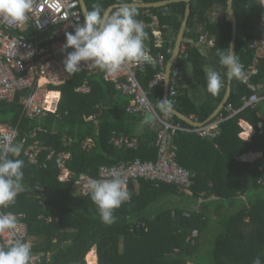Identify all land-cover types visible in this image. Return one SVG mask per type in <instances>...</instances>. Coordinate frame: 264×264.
I'll list each match as a JSON object with an SVG mask.
<instances>
[{
  "label": "trees",
  "instance_id": "obj_1",
  "mask_svg": "<svg viewBox=\"0 0 264 264\" xmlns=\"http://www.w3.org/2000/svg\"><path fill=\"white\" fill-rule=\"evenodd\" d=\"M161 1L165 0H144L147 4ZM85 2L88 11L95 5L106 11L114 5V0ZM227 2L191 0V15L184 36L188 41L183 43L188 48V58L179 57L174 65L181 73L186 64H191L194 78L206 88L208 100L201 105H196L184 89L185 94L178 98L176 105L173 104L175 110L187 117L195 116L200 123L208 121L216 111L228 85L226 70L218 55L230 50L232 39ZM215 5L226 12L218 22H212L209 17ZM186 6L185 2H175L164 8H137L140 21L150 24L152 17L158 16L164 36L162 45L157 46L152 29L145 31L146 45L153 57V63L140 76L145 87L161 69L159 56L168 64ZM233 8L238 19L236 55L245 70L253 61L250 44L257 36L264 5L261 0H234ZM199 27H202L201 32ZM202 33L209 40H215L209 57L211 63L218 64L224 79L222 91L216 96L207 91L204 70L209 59L201 56L199 47L195 46ZM259 67V75L252 82L260 93H264V58ZM85 78L84 73L78 72L64 85L51 86L52 90L62 94L58 108L62 118L58 120L50 114L43 120V125L55 133L38 136L44 149L43 160L52 150L72 155L67 163L71 180L62 182L60 170L53 163H49L47 169H40L21 155L18 159L24 161L22 183L25 190L17 196L14 204L0 208L3 213L26 216L27 241H32V254L43 257L41 264H87V261L88 264H97L94 247L99 264H199V261L202 264H252L257 256L264 264V135L256 134L251 142L240 138L243 133L241 121L259 131L262 118L264 121V104L257 109H246L224 122L222 133L216 138L178 132L172 144L178 149L179 163L195 174L191 193L175 184L156 185L139 180L137 189L134 185L129 186L131 201L115 210L116 220L109 225L101 221L98 208L90 197L74 195L75 180L82 174L97 177L101 166L132 163L137 159L156 161L158 131L140 136L136 150L116 147L112 139L132 136L135 122L142 120L140 116L127 113L134 100L122 96L113 83L105 82L103 71L90 80V93H79L77 89ZM163 92L160 88L153 90L150 100L155 107L158 98L162 100ZM26 94L20 93L14 103L0 102V124L18 127L19 142L27 138L29 145L32 140L27 135L36 123L22 117L23 107L19 102ZM251 94L241 80L233 78L228 104L240 109L242 99ZM95 114L99 117L87 120ZM170 122L189 126L175 116ZM64 136L72 140L70 145L64 142ZM87 140L93 142L91 148L84 147ZM251 152H261L263 157L252 164L237 161L238 157ZM194 231L198 236L192 238Z\"/></svg>",
  "mask_w": 264,
  "mask_h": 264
},
{
  "label": "built area",
  "instance_id": "obj_2",
  "mask_svg": "<svg viewBox=\"0 0 264 264\" xmlns=\"http://www.w3.org/2000/svg\"><path fill=\"white\" fill-rule=\"evenodd\" d=\"M137 1L114 0V5L111 8L114 11L121 3L126 2L129 4ZM83 19L79 0H33V10L22 24L9 23L0 18V102L14 103L20 93L26 92L27 94L22 96L19 102L23 107L22 117L36 123L27 135L32 140L29 145H27V138L19 142L18 127H0V145L5 142L7 137H13V142L22 146L18 157L23 155L29 164L40 169H47L48 164L53 163L60 170L59 179L62 182L71 180L72 175L67 168V163L71 161L72 155L66 151L52 150L43 160L44 149L38 140V136L42 133L45 135L55 133L54 130L50 132L49 129L44 127L42 124L43 119L48 118L50 114L55 115L58 120L62 118L58 113L61 93L52 90L51 86L60 87L74 75L66 72L64 64L67 52H71L73 49L69 48L65 51L63 45L66 43V33L73 32L76 25L82 23ZM152 19L153 22L150 24L145 21L141 22L145 31L152 29L157 46H161L162 33L160 30L155 29V25L159 26V18L153 16ZM199 44L214 48L215 40H209L207 35L202 33ZM145 48L147 58L144 61L128 64L116 77L106 76L103 72L106 82L113 83L116 90L123 96L134 100V104L127 108V113L130 115L147 113L146 105H151L153 111L158 113V109L151 102L150 96L153 90L164 88L167 77V65L164 63V59L159 56L160 71L147 84V87L143 85L140 76L145 74L147 67L153 63V57L146 45V39ZM187 49L185 44L181 45L178 59L179 57L188 58ZM250 50L253 52V61L244 70L246 75L244 80L241 81L252 94L250 97L242 99L243 105L240 109H235L232 104H227L214 120H208L204 123L198 122L195 116H191L189 119L195 125L187 127L171 123L172 114L169 116L158 114L156 120L159 122L158 156L156 161L137 159L132 163H120L111 167L101 166L97 177L82 174L74 183L78 195L80 197H90L87 183L91 179H109L113 170H118L121 176L126 178L127 190L131 185H134L137 189L138 181L146 180L156 185L162 183L175 184L182 187L184 192L190 194L191 188L195 184V174L179 163L178 149L172 144V139L178 132L195 133L203 138H216L221 135V126L224 122L246 109H257L261 104H264V93H260L257 85L252 82V79L259 75L260 60L264 58V16L257 25V36L251 40ZM98 71L100 69L95 65L82 62L79 73H84L86 78L82 86L77 89V92L88 94L91 91L90 80ZM180 79V69L173 66L168 87V99L174 105L177 104L178 98L185 94ZM258 116L261 118L260 114ZM96 118L97 116L94 115L87 120H95ZM257 134L264 135L263 118ZM63 140L67 145L72 143V140L66 136L63 137ZM112 143L119 149L126 150L135 149L138 146L136 139L125 136L114 137ZM92 146L93 142L91 140H87L84 144V147L91 148ZM36 189L42 190L40 187H36ZM130 201L129 198L126 203ZM0 214H3L1 210ZM15 215L18 219V230L15 232L7 230L0 232V248L3 245L10 246L16 239L27 241L26 216L24 214ZM197 236L198 232L194 231L192 238ZM42 262L43 257L41 255L32 254L31 264H41ZM97 264H99L98 260Z\"/></svg>",
  "mask_w": 264,
  "mask_h": 264
},
{
  "label": "clouds",
  "instance_id": "obj_3",
  "mask_svg": "<svg viewBox=\"0 0 264 264\" xmlns=\"http://www.w3.org/2000/svg\"><path fill=\"white\" fill-rule=\"evenodd\" d=\"M261 4L264 5V0H261ZM32 10L33 0H0V18L9 23H24ZM138 15L137 8L126 2L111 13L100 5L86 12L83 22L77 24L73 32L66 33L63 50L73 49L67 52L64 60L66 72H79L82 62H85L95 65L106 76L116 77L128 64L144 61L147 58V33L137 19ZM218 55L227 79L244 80L246 74L243 66L231 49ZM204 71L207 91L213 96L218 95L224 86L223 77L210 67ZM145 108L147 115L143 123L146 125L154 123L158 114L169 116L173 112V104L168 98L158 101V113L153 111L151 105ZM13 139L7 137L0 145V208L14 204L17 196L25 190L22 183L25 178L24 161L15 158L20 155L22 146L14 143ZM87 189L98 208L101 221L109 225L116 220L115 210L130 198L126 178L118 170H113L109 179H91ZM6 230H18V219L14 213L0 214V232ZM31 260V245L26 240L16 239L10 246L0 248V264H31ZM252 264H262L260 257L254 258Z\"/></svg>",
  "mask_w": 264,
  "mask_h": 264
},
{
  "label": "crops",
  "instance_id": "obj_4",
  "mask_svg": "<svg viewBox=\"0 0 264 264\" xmlns=\"http://www.w3.org/2000/svg\"><path fill=\"white\" fill-rule=\"evenodd\" d=\"M166 1H173V0H165V1H161V2H157V3H148V4H153V5H156V4H159V3H162V2H166ZM175 3V2H173ZM130 5L132 6H136L138 4H147L144 2V0H138L137 2H130L129 3ZM168 6V5H167ZM166 6H162V8H164ZM137 8V7H135ZM210 17V20L212 22H218L220 20H222L224 18V12L222 10V8L219 6V5H215L209 15ZM155 29L156 30H160L161 33H162V39L164 38L163 36V30L160 28V25L157 27L155 25ZM199 32L202 31V27H199L198 28ZM168 35H169V31H168ZM177 41V40H176ZM187 39H183V42H182V45L183 43H187ZM176 45V44H175ZM197 47H199L200 49V52H201V56L205 57L208 61H207V64H206V67H210V68H213L215 70H217L218 72H220V68H218V64L216 63H211V59L209 57L210 55V52L212 51L213 48H210L209 46H202L201 44H197L195 45ZM175 50V48H174ZM174 50H170L172 51V56L174 54ZM202 52L204 54H202ZM171 56V58H172ZM170 58V60H171ZM169 60V61H170ZM169 64V62H168ZM168 64L166 66V69L168 67ZM175 65V64H174ZM205 67V68H206ZM101 71V70H100ZM99 73V71L97 72ZM96 73V74H97ZM221 73V72H220ZM95 74V75H96ZM94 75V76H95ZM104 77V76H103ZM180 82H181V85L185 91V93L189 94L190 98L193 100V102L196 104V105H201L203 104L207 99V92H206V88L203 87L201 85V83L198 82V80H196L194 78V68L191 64H186L183 68H182V71L180 73ZM105 80V79H104ZM106 82V81H105ZM109 83V82H108ZM227 88H228V85L225 87L226 91H227ZM56 91V90H55ZM163 91H164V88H163ZM222 91V88L221 90ZM57 92V91H56ZM91 92V91H90ZM89 92V93H90ZM61 93V92H60ZM226 94V93H225ZM122 95V94H121ZM123 96V95H122ZM152 96V95H151ZM61 97H62V94H61ZM225 97V96H224ZM158 98V97H157ZM162 99H164V92H163V97ZM1 103H4V102H1ZM7 103V102H5ZM219 107V106H218ZM217 110V109H216ZM101 111V109H100ZM179 112V111H178ZM182 114V113H181ZM147 113L145 114H137L135 116H140L142 118V120L140 121H137L135 122L134 126L132 127V130L134 132V134L132 136H127L131 139H136L137 142H139L138 138L140 136H142L144 133L146 132H159V122L158 121H155L154 123L150 124V125H146L143 123L145 117H146ZM184 115V114H183ZM213 115V114H212ZM95 116H97V118L99 117L98 114H95ZM186 116V115H185ZM173 117V115H172ZM191 117V116H189ZM188 117V118H189ZM44 120V119H43ZM182 121V120H181ZM184 122V121H183ZM207 122V121H206ZM42 124H43V121H42ZM187 124V123H186ZM242 129H243V133L240 135V138L244 141H247V142H251L252 141V138L257 134V131L250 125L248 124L247 122L245 121H241L240 123ZM6 126H10L8 124H0V127H6ZM13 127V126H11ZM185 133V132H184ZM247 134V135H246ZM138 148V146H137ZM135 148V150L137 149ZM263 157V154L261 152H257V153H254V152H251L249 154H246V155H243V156H240L237 158V161L239 162H242V163H248V164H252V163H255L257 161H259L261 158ZM66 182V181H64ZM76 189V188H75Z\"/></svg>",
  "mask_w": 264,
  "mask_h": 264
},
{
  "label": "water",
  "instance_id": "obj_5",
  "mask_svg": "<svg viewBox=\"0 0 264 264\" xmlns=\"http://www.w3.org/2000/svg\"><path fill=\"white\" fill-rule=\"evenodd\" d=\"M79 1L81 3V9H82L83 17H84L86 12H88V8L86 6L85 0H79ZM233 1L234 0H228L227 11H228V16H229L231 26H232V39H231V43H230V49L234 52V54H236L237 39H238V19H237V16H236L234 8H233ZM173 2H185L187 4V6H186L185 17H184L180 32H179L178 37H177L174 54H173L171 60L169 61V64L167 67V77H166L165 84H164V99L168 98V87H169L170 80H171L172 69H173V66L176 63L178 56L180 54L181 45H182V42H183V39L185 36V32L187 29L189 18L191 15V0H173V1L162 2V3L156 4V5L138 4L135 6L137 8H153V7L167 6L169 4H172ZM107 11L110 13L112 11V8L110 7ZM232 84H233V79H231V80L228 79V88H227L225 97L223 98V100H222L221 104L219 105V107L217 108V110L209 118V121L214 120L220 114V112L224 109V107L227 105V103H228V101L232 95ZM171 114L173 116L177 117L178 119L184 121L188 125H195V123L193 121H191L187 116L181 114L180 112H178L174 108H173V112Z\"/></svg>",
  "mask_w": 264,
  "mask_h": 264
},
{
  "label": "rangeland",
  "instance_id": "obj_6",
  "mask_svg": "<svg viewBox=\"0 0 264 264\" xmlns=\"http://www.w3.org/2000/svg\"><path fill=\"white\" fill-rule=\"evenodd\" d=\"M227 14H228V12H227ZM225 15H226V12H224V17H225ZM51 96H52V94H51ZM9 117H12V115H9ZM73 193H74V195H76V194L78 193V190L75 189ZM262 196L264 197V192H263ZM29 243L32 244V241H29ZM211 243H212V242H211ZM211 243H210V245H212ZM93 249H95V256H96V259L98 260L97 249H96V247H94ZM206 255H207V253H206ZM208 256H210L209 253H208ZM86 261H87V260H86ZM200 262H201V261H199V264H202V263H200ZM87 264H88V261H87ZM208 264H209V263H208Z\"/></svg>",
  "mask_w": 264,
  "mask_h": 264
},
{
  "label": "bare ground",
  "instance_id": "obj_7",
  "mask_svg": "<svg viewBox=\"0 0 264 264\" xmlns=\"http://www.w3.org/2000/svg\"><path fill=\"white\" fill-rule=\"evenodd\" d=\"M247 135V134H246Z\"/></svg>",
  "mask_w": 264,
  "mask_h": 264
}]
</instances>
